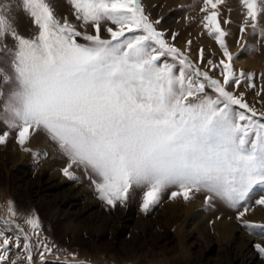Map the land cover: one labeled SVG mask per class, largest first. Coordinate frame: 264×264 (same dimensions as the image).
I'll return each instance as SVG.
<instances>
[{"label": "snow or ice", "instance_id": "obj_1", "mask_svg": "<svg viewBox=\"0 0 264 264\" xmlns=\"http://www.w3.org/2000/svg\"><path fill=\"white\" fill-rule=\"evenodd\" d=\"M65 3L70 12L57 14L50 0H0V146L14 137L21 151L46 157L47 150L28 147L43 134L66 160L62 174L82 183V171L107 207L124 206L139 191V211L147 215L166 193L185 202L204 193L206 205L218 200L264 239V223L245 219L257 189L254 204L264 207V86L234 68L239 53L229 50L222 27L231 23L222 16L226 0L200 4V24L221 56L206 59L200 48L196 61L188 55L192 41L178 48V33L162 26V16L153 18L143 0ZM239 5L236 43L251 54L258 45L245 37L264 39V0ZM20 13L31 21L30 36L18 29ZM250 91L261 109L247 100ZM254 248L264 260V245ZM0 264L89 262L57 248L34 209L22 215L8 200Z\"/></svg>", "mask_w": 264, "mask_h": 264}, {"label": "rangeland", "instance_id": "obj_2", "mask_svg": "<svg viewBox=\"0 0 264 264\" xmlns=\"http://www.w3.org/2000/svg\"><path fill=\"white\" fill-rule=\"evenodd\" d=\"M143 2L153 18L156 16L164 18L162 26L166 30L178 33L174 41L178 48L184 50L185 42L192 41L188 50L190 59L197 60L200 48L205 50L206 59L220 58L218 46L200 24L203 16L199 11L202 0H178L175 3L166 0ZM50 3L54 5L57 14L70 12L65 0H50ZM153 4L158 7L152 8ZM221 8L223 18L231 20L229 25L222 24L229 32L225 38L229 50L234 55L239 53L250 60L236 63L235 59L234 68L237 71L254 73L257 87L264 86V76L261 75L264 74V39L246 35L248 45H258V51L251 54L241 51L236 43L242 20L239 0H226V5H222ZM228 8L232 11L228 12ZM185 17L190 19L186 20ZM175 21H179L183 28L175 27L173 24ZM17 26L22 35H32L31 21L23 13L18 16ZM260 26L264 27V16L260 18ZM213 51L216 52L215 57L212 56ZM163 59L171 62L170 58ZM210 74L218 75V72ZM246 98L250 103H255L259 99L251 91ZM255 106L261 109L260 104L255 103ZM2 128L3 125L0 124V129ZM35 137L37 138H33L28 147L36 151L34 145H46L51 149V153L49 152L46 157L41 155L36 158L24 152L29 159L27 165L15 164L13 160L16 151L23 152L18 146H14V137L9 140L7 146H0V215L4 214L8 200L14 201L16 211L22 215H27L34 209L42 223L44 235L57 248L65 249L68 253H76L77 260L88 261L89 264H264V260L254 248L257 243L264 245V239L250 234L241 227L235 218L236 211L225 207L218 200L206 205L204 193H196L191 199L198 203L199 209L201 208L202 218L209 225V230H205L201 225L191 229L189 224L183 221L182 210L179 209L180 212L176 213L168 208V203L182 204L185 201L182 198L169 200L167 193L163 195L162 202L147 215L139 211L141 203L139 191L133 194L126 205L107 207L97 199L91 182L84 178L82 171L76 172L82 183L68 180L60 171L66 160L43 134ZM48 163L52 168H56L58 173H49V166H46ZM257 193L258 189L252 194L253 207H258L254 204V199L258 198ZM91 198L94 202L90 201ZM217 217H220V220L234 219L246 237L241 236L239 232H236L234 237L217 236L215 232V221L219 220ZM245 219L264 223V220L251 217ZM17 222L24 226L22 219H18ZM59 255L61 260H72L71 256L63 253ZM48 259L53 260L54 257L49 256Z\"/></svg>", "mask_w": 264, "mask_h": 264}, {"label": "bare ground", "instance_id": "obj_3", "mask_svg": "<svg viewBox=\"0 0 264 264\" xmlns=\"http://www.w3.org/2000/svg\"><path fill=\"white\" fill-rule=\"evenodd\" d=\"M166 1H168L169 3L170 2L171 3H175V1H178V0H166ZM173 24L175 25V27L181 28V26L179 24V21L178 22L175 21V22H173ZM182 28H183V26H182ZM183 32H184V30L182 31V33ZM184 35H186V33ZM244 59L245 58L243 56L239 55L238 58H236L235 62L236 63H239V62H244V61L245 62H249L250 61L247 58L245 60ZM248 66L249 67H254L255 65H248ZM34 138H37V137H34ZM14 146L16 147V145H14ZM34 148L37 149V150H39L42 153L45 150H47V154L49 152L51 153V149L48 146H46V145L36 144V145H34ZM13 160H14L15 164L16 163L17 164L18 163H23V165H27L29 163L28 162L29 159H28L27 155L24 152H19V151H16V153L13 154ZM13 165H14V163H13ZM46 166L47 167L49 166L48 167L49 168V173H51V174L58 173V170L56 168H54V167L52 168L49 165V163H48V165L46 164ZM81 190L82 189H80V192H81ZM90 201L91 202H94V200L92 198H91ZM168 204H169L168 208L172 212H176L177 213L179 211V209L182 210L181 213L183 214V221H185L187 224H189V226L191 227V229H195L198 225H201L202 228H204L205 230H209L210 229L209 228V225L207 224V222H205L203 220V218H202V215L203 214L201 213V208L199 209L198 203L196 201L190 200L188 202H183L182 204H180V203H174V204L168 203ZM246 217H251V218H254V219L264 220V207H260V206L253 207L251 209V211L246 215ZM215 232H216V235L219 236L220 238L221 237L222 238L232 237V236L234 237V235L236 234V232H239L241 234V236L246 237L245 234L241 232L240 227L236 224L235 220L232 219V218H228V219L225 218V219H221V220L220 219L219 220H216L215 221Z\"/></svg>", "mask_w": 264, "mask_h": 264}]
</instances>
